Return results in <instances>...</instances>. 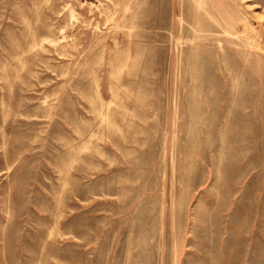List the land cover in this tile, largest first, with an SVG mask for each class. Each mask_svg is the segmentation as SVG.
Returning <instances> with one entry per match:
<instances>
[{"label": "rangeland", "instance_id": "1", "mask_svg": "<svg viewBox=\"0 0 264 264\" xmlns=\"http://www.w3.org/2000/svg\"><path fill=\"white\" fill-rule=\"evenodd\" d=\"M0 264H264V0H0Z\"/></svg>", "mask_w": 264, "mask_h": 264}]
</instances>
